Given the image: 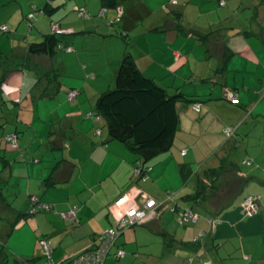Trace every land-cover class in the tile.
<instances>
[{"label":"crops","instance_id":"1","mask_svg":"<svg viewBox=\"0 0 264 264\" xmlns=\"http://www.w3.org/2000/svg\"><path fill=\"white\" fill-rule=\"evenodd\" d=\"M45 1L0 0V25L7 26L0 30V136L5 138L11 120L18 140L17 148L9 146L12 162L2 155L8 164L1 175L11 188L15 183L12 196L21 195L23 206L30 194L53 202V209L47 211L54 229L48 233L39 226L36 230L40 236L50 234L59 240L53 249L57 247L61 255L54 261L95 245L99 234L114 226V200L136 185L160 206L153 219L119 236L116 245L128 252L124 258L130 255L129 259L143 264H264V0H227L224 6L213 0H177L178 20L160 9L161 0H127L144 18L141 30L136 25L132 29L137 55L129 48L138 66L165 88L180 90L179 85H165L158 78L186 65L187 79L194 84L180 90L195 101L179 103V130L173 145L147 163L143 179L133 178L135 155L109 138L102 120L84 116L93 109L91 98L108 85L103 76L111 73L108 68L117 67L119 55L100 71L95 69L99 62L84 53L68 54L61 61L31 53L30 43L50 23L46 14L34 17L31 10ZM52 1L62 4L53 15L62 19V26L76 31L95 25L91 18L86 26L74 11L83 4L91 10L90 1ZM26 17L33 21L30 29ZM136 36H142V41ZM58 66L65 71L62 84H52L50 94L42 96V83L47 84L43 74ZM71 88L78 93L69 100ZM226 93L234 94L236 100ZM32 103L50 113L44 117L38 113L36 119L16 114V104L31 108ZM96 127L101 131L95 132ZM231 130L234 133L229 135ZM49 175L51 181L43 183ZM186 194L199 197L193 206L198 219L192 223L180 222L176 214L175 203L185 204L180 198ZM248 195L258 196L255 212L242 208ZM0 203L4 205L5 199ZM71 204L76 205L77 220L62 219L53 211ZM197 205L207 213L201 214ZM18 210L10 204L12 217L17 218ZM31 216L18 218L16 226L28 223ZM54 217L64 223L58 225ZM114 250L105 263L116 260Z\"/></svg>","mask_w":264,"mask_h":264},{"label":"trees","instance_id":"2","mask_svg":"<svg viewBox=\"0 0 264 264\" xmlns=\"http://www.w3.org/2000/svg\"><path fill=\"white\" fill-rule=\"evenodd\" d=\"M49 1L50 0L45 1L39 6L34 5L31 10V14L34 17L46 14V16L50 19V23L46 31L42 32L41 37L30 43L29 51L34 55H48L50 58H56L59 61L65 59L68 54L78 56L79 54L84 53V55L86 54L85 56L90 55L95 62H99L95 69H100V71L106 69L103 65H108L107 63L109 59H111L110 61H113L115 60L114 56L117 54L119 55L117 60L118 63L116 65L117 67L108 68L111 73L106 72L103 76L104 83L108 85H103L102 88H99L93 109L87 110L86 113H84V116L90 117L93 120H102L107 127L109 138L121 142L135 155L136 159L134 161V165L135 167L140 168L141 174L139 175V178L143 179V174H145L146 169L148 168L147 163L155 159L160 153L169 150L174 143L176 132L179 130V103L195 101L194 98L185 96L179 88H165L157 81L156 78L146 75L138 66L136 58L131 52L132 49L131 51L129 49L131 44L134 45V43H132L133 41H131L132 38L130 36V30L132 31L133 27L141 23L144 18L137 15L138 10H135L132 1L131 4L128 5L129 3L127 0H100V6H98V10L96 12L92 11L95 9L87 10L84 6L85 4L78 6L76 10L74 9V6L73 9L79 19L86 21L100 15L103 20V24L98 23L93 27H87L76 31L70 27L62 26L63 23L60 17L53 19V15H56V13L61 9L62 4ZM213 1H215L218 6H224L227 4V0ZM160 9L169 14L172 13L175 19H179L178 17L181 13V9L178 8L177 4L171 3L170 0L161 4ZM122 20L123 23L120 25ZM26 23L28 24L29 29L33 25V21L27 17ZM2 26H5V29H2ZM54 26H57L58 29L55 30ZM99 26H103L105 30L100 29ZM6 29V24L0 25V30ZM188 31L192 32V29L189 28ZM63 73H65V71L61 66L45 71L43 77L46 78L47 84L42 83V96L50 94L48 92V87L52 84H62L60 78ZM2 78H0V85L3 82ZM40 81L41 78H37L35 86L39 87L41 85ZM70 92H74L73 97L68 95ZM77 93V89L71 88L67 92L68 99H73ZM196 103L198 102L196 101ZM6 117L10 116L7 114ZM7 125H9V127L5 132V138L12 148H17L18 140L16 134L17 132L14 129L15 122L8 120ZM100 131L101 128L96 127L95 132ZM232 133H234L233 130L229 131V135ZM9 135L15 136V146L12 145V141L8 139ZM181 153H185L183 152V149L181 150ZM4 161L7 165L8 160L4 159ZM182 170L184 171V168H182ZM190 174L191 172L188 176H190ZM183 176V180L186 181V174L183 173ZM135 177L138 176L133 175V178ZM201 177L202 175L198 178L202 179ZM50 181V175L43 179V183L46 184ZM3 182L6 184L8 179L7 181H4L0 171V200L5 199L4 205L0 203V214L7 212L12 215V211H10L11 202L8 201L9 199L6 197L1 186ZM122 194L117 197H120ZM32 196H36L39 200L38 195L30 194V209H27L26 212L18 210L17 218L11 216L14 226L18 223V218L20 217H22L20 219H26L28 215H34L39 210L52 208L53 203H42L40 200L39 203L48 205V207L35 206L33 204ZM198 198V194H186L182 196L180 199H182L185 204H180L178 202L175 203L177 216L179 212L185 208H190L191 212L194 213L195 211L193 210V206L194 203L197 202L196 200ZM69 208H71V206ZM74 220H77V218ZM188 222L192 223L190 220ZM134 225L135 224L129 226L128 228ZM12 228L6 236L9 235ZM122 233L118 234L114 242L109 245L105 258L109 253H111L110 251H113L114 247L116 261H126L131 258L130 255L124 258L128 252H125L122 247H118L116 245V241ZM41 237L47 236H39L38 241H40ZM101 240V234H99L98 242L95 245L80 250L74 255L84 252L85 250L98 247ZM119 250L124 251V256L121 257L117 254ZM0 254H2L0 264H7V257L9 253L7 252L4 242L2 244ZM41 256L43 257V255ZM72 256L65 260L67 261ZM39 258L40 256L30 258L15 257L12 264H33Z\"/></svg>","mask_w":264,"mask_h":264},{"label":"rangeland","instance_id":"3","mask_svg":"<svg viewBox=\"0 0 264 264\" xmlns=\"http://www.w3.org/2000/svg\"><path fill=\"white\" fill-rule=\"evenodd\" d=\"M59 1H61V0H59ZM88 1H90V5L93 7L92 9H95L92 11L96 12L98 10L100 0H84L82 2H85L87 4ZM165 1L166 0H161V3L163 4ZM167 1H169V0H167ZM170 1H171V3H174V4H177V2H178L177 0H170ZM82 2H79V3H82ZM189 9L192 10L191 7H189ZM72 13L73 12H71V14ZM161 13L163 14V11ZM44 17H45V19L47 18L46 16H44ZM93 20H94L95 24H98V23L103 24L102 23L103 20H102L100 15H97L96 17H94ZM89 23H92V22L89 21ZM122 23H123V20L121 21L120 25ZM86 26H87V22H86ZM55 30H57V29H55ZM136 30H141L140 24L136 25ZM133 33L134 32L131 31V38H132ZM136 39L142 41V36H136ZM131 49L133 50L135 55H137V51L139 48L136 47L135 45L131 44ZM140 52H141V50H140ZM144 58H146V56H141V59H144ZM185 66H183V67H185ZM183 67L181 69L176 70L177 72L176 71H167L165 73L159 74L158 79L162 83H164L165 85H173V87H177V85H179L181 91H183V89H190V87H192L194 84L189 79H187V76L189 73L186 74ZM157 73H159V72H157ZM8 89H9V87L7 86V90ZM91 99L94 100V102H93V106H94L96 98L92 97ZM32 102H34V101H32ZM193 108H194V106H193ZM7 109H8V111H11L9 108H7ZM15 112L17 115L19 114V116L22 115L23 117H29V118H34V119H36L39 116L38 113L41 114V117H44L48 113H50V111L47 108L38 109V105H36L35 103L31 104V108H29L25 104H22L21 106L19 104H16ZM85 113H86V111H85ZM20 129H21L20 131H24V129H22V128H20ZM1 131H2V129L0 128V134L2 133ZM23 133H26V131ZM6 141L7 140L5 138L0 136V171H2L3 167L6 166V162L4 161L3 157H1V156L3 154H5L4 157H6V158H8V160H10V159H12L10 157H12V155H13V153H11L13 151L10 150V147H9L10 144L8 142L6 143L8 145V147L3 146V142H6ZM133 168H134V166H133ZM133 173L134 172H132V175H133ZM14 184L15 183H13L12 188H11V186H9L7 184L2 186L6 197L9 199L8 201L11 202V204L13 203L15 206L20 208L22 211H24V208L30 209L29 207L31 205V202H30L29 196H28V204H26L24 206L21 203L22 202V196L21 195L20 196L16 195L14 197L12 196V190L14 188ZM41 202L42 203H50V204L53 203V202H44L42 200H41ZM61 204L62 203H59L58 206H60ZM53 206L54 205H52V207ZM198 206L199 205H197L196 208ZM71 207L76 208V205L71 204ZM67 208H69V206H67L64 209L58 208V209L53 210V211L55 213H57L59 215V217L64 219L63 213H64V210ZM198 209L200 210L201 214H203V215H205L207 213L200 206L198 207ZM50 214H51V212L47 211V209L46 210H39L34 215H32L28 220H26V221H28V223H24L23 225H21L19 227L16 225L14 226V223H13V220H11L10 214H8L7 212L0 214V250H1L2 244L4 242L6 245V248H7V252L9 253V255L7 257V264H12L15 257H23V258L29 257L30 258V257H37V256H40V258L37 261H35L33 264H42L43 263V257L41 256L43 254V250H42V246H41L40 242L38 241L39 232L36 229L40 226L43 230L47 231L48 233L52 232V230L54 228L49 225L50 223L52 224V222H51L52 220H50V218H49ZM69 216L70 215H68V217ZM36 218L38 219V222L36 221L37 220ZM54 219H57V218L54 217ZM56 221H60L59 223L55 222L60 226L64 223L63 221L58 220V219ZM12 225H13V228H12ZM11 228H12V231L9 233L8 236H6V234L9 232V230H11ZM47 235L50 236L49 239L51 241L52 246L57 245V247H58L59 240L57 239V237L54 235H50V234H47ZM57 247H55V249H53L52 257H54L56 260H59L60 255H61V251H58ZM62 254H64V252ZM1 255L2 254H0V261H1ZM108 258L111 259L110 256ZM112 262L113 263H111V264H143L139 259H135V258L127 259L126 261L114 260ZM104 264H109V263L104 262Z\"/></svg>","mask_w":264,"mask_h":264},{"label":"built area","instance_id":"4","mask_svg":"<svg viewBox=\"0 0 264 264\" xmlns=\"http://www.w3.org/2000/svg\"><path fill=\"white\" fill-rule=\"evenodd\" d=\"M222 4V2H221ZM2 29H5V26H2ZM54 29H58L57 26H54ZM229 93V92H228ZM226 96L236 100V96L234 94H228ZM70 97L74 96V92L68 93ZM228 134V133H227ZM8 139L12 141V145H16V138L14 135H9ZM184 152V150H183ZM140 168H135V176H139ZM134 189V190H132ZM141 190L136 185H131V190L123 193L120 197H117L113 206L114 209H111L112 215L115 218L114 226L106 229L101 234V242L98 247L90 250H85L77 255L72 256L67 261L63 262H55L52 257V244L49 238L41 237L40 244L43 250L44 261L42 264H103L105 255L107 253V249L109 245L114 242L116 236L120 234L125 228L133 224H143L151 219H153L157 215L156 207H159V202L147 194H143ZM137 196H141V199L138 200ZM33 204L37 207H48V205H43L39 203V200L36 196H32ZM138 200V201H137ZM122 206H125L123 209ZM242 208L248 212H255L259 208L258 196L248 195L245 196L242 200ZM76 208L71 207L68 210H65L63 216L65 218H76ZM68 215H70L68 217ZM180 218V222L184 221H192L195 222L198 219V215L196 213L191 212L190 208H185L180 211L178 214ZM119 256H124V251L119 250L117 253Z\"/></svg>","mask_w":264,"mask_h":264},{"label":"clouds","instance_id":"5","mask_svg":"<svg viewBox=\"0 0 264 264\" xmlns=\"http://www.w3.org/2000/svg\"><path fill=\"white\" fill-rule=\"evenodd\" d=\"M128 190H130V188H128L127 191H128ZM127 191H126V192H127ZM135 225H137V224H135ZM130 226H131V225H130ZM128 227H129V226H128ZM128 227H127V228H128ZM127 228H125L122 232H124ZM122 232H121V233H122ZM103 264H104V263H103Z\"/></svg>","mask_w":264,"mask_h":264}]
</instances>
